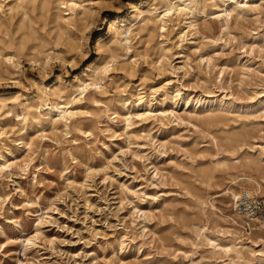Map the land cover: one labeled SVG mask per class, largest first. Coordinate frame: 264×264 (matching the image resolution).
<instances>
[{
  "label": "rangeland",
  "instance_id": "rangeland-1",
  "mask_svg": "<svg viewBox=\"0 0 264 264\" xmlns=\"http://www.w3.org/2000/svg\"><path fill=\"white\" fill-rule=\"evenodd\" d=\"M62 1L80 6L71 16ZM162 3L0 0V264H264V242H250L259 223L235 214L231 194L240 177H264V112L226 109L264 91L257 53L250 72L233 61L263 29L264 3L261 27L203 12L192 27L181 12L135 28L130 47L110 39V18L134 6L156 18ZM111 49L104 85L74 102V76ZM53 82L70 120L34 107ZM208 109L216 121H202ZM229 239H242L241 256L221 248Z\"/></svg>",
  "mask_w": 264,
  "mask_h": 264
},
{
  "label": "bare ground",
  "instance_id": "bare-ground-1",
  "mask_svg": "<svg viewBox=\"0 0 264 264\" xmlns=\"http://www.w3.org/2000/svg\"><path fill=\"white\" fill-rule=\"evenodd\" d=\"M162 1H163V3L161 5V7H159V8H161V10L157 14L158 17H156V18L154 16H152V17L146 16L144 14L145 10H142L140 7H137V6H134L132 8V11H131L132 13H129L128 15H126L124 17H112V18H110L108 20V31L111 34L110 39L112 41L113 40L114 41L119 40L121 43H124L125 45H127V47H130V35L133 34V31H135L134 30L135 28L144 29V28H148L150 23H158V22L164 23L166 21V19L169 18L174 13H181V12L182 13L184 12L186 14H191L192 19L189 22V26H192V27L195 26L197 13H200V12H203L206 15H214L216 18H220L223 21V26H224L223 28L228 27L230 21L234 20L237 22L238 20L243 19L244 16L247 14L251 15V17L256 22H258L259 27L262 26V24L259 22L258 13L260 12V8L263 7L262 4L264 3V0H162ZM62 3L63 4L66 3V6H68L67 9L70 10L68 12L69 15L72 16L74 13H76L75 7H76V5H79V4H77L74 1H70L69 3L67 1L66 2L62 1L61 4ZM81 13H82L81 18L84 19V14H85L84 5H83V9H82ZM163 23H162V25H160V28L162 30H164V27H165ZM250 35H251L252 40L250 39L249 47L246 50L247 51L246 55L245 56L238 55V56L233 58V61L235 63L239 62L240 68L242 70H245L246 72L251 71V69H252L251 67L255 63L253 61V59H255L256 53L258 54L257 56L262 61L260 63L264 64V27H263V29H261V31L253 29V31L250 33ZM96 43H97L98 50L103 52V49H100L101 44L104 43L102 34L97 37ZM167 53H168V49H163V51L161 52V55L159 57V61L161 64L168 62L169 56ZM114 59H115L114 51H113V49H111V52L109 53V55H107V59L104 61L103 64H100V62H98L95 58V59L91 60L85 67H83V69L78 74H76L74 76V81L77 84L75 92H77V94H78L77 97H75L73 99L74 102H75V100L82 99L83 97H81V96L90 87L101 88L104 85V84L100 83L99 78L101 80L104 79V75L106 76L105 73L108 70V62L111 60L113 61ZM260 73L263 74L264 71H260ZM85 75L90 77L89 81L83 80V76H85ZM59 79L60 78L58 77V80ZM55 85H56L55 82H53L52 84H50L48 86V88H45L42 91V93H41L42 97H43L42 99H44V100H42L41 102L38 101V103H36L34 105V107L35 108L38 107L39 109H46L47 113L54 112L55 115H57L58 117H61V118H64L65 120H67L75 114V111L70 108L71 107L70 100L66 101L63 105H61L60 102L55 100L56 98H60L62 96V93H63L62 90L60 88L56 87ZM50 95H52L54 99H50ZM0 97L2 98V95H0ZM1 98H0V101H1ZM139 98H140L139 102H141V96ZM243 98H245V97H243ZM243 98L239 97L237 99H233V101H231V102H228L226 105L227 111H232L231 109L233 107H241V108L243 107V113H241V115L245 116V117L257 116L255 114H253L256 111H258V112L263 111L264 112V91L256 92L254 96H250V101L244 100ZM121 99L123 100L124 104L126 102V105L130 103L128 97H123ZM213 103L214 102L209 101L208 106L212 105ZM224 104L225 103H223V102L217 103V105H221V106H224ZM235 111H239V109L235 110ZM202 112H203V110H202ZM30 113H31V108L29 106H27L25 108V111L22 113V116H21L22 120H25V121L28 120L29 119L28 115ZM216 113L217 112L215 110L208 109L207 112L204 114L202 121L207 122V123L216 121L219 118V116L217 115L218 113L217 114ZM142 114H138V115H142ZM130 116H131L130 114H127L124 117L127 121V123H126L127 126L130 124ZM32 117L34 118V116H32ZM64 119H62V121ZM115 124H116V122H115ZM66 132H67V130H66ZM228 139L232 140L233 138L228 137ZM234 140L236 141V139H234ZM232 143H233V140H232ZM251 155L252 154H250V156ZM255 159H257L256 162L258 161L257 164H259V161L264 162V149L262 151H260L257 154V156H255ZM252 160H254V158ZM245 161H246V159H245ZM247 162H249V161H247ZM3 164H5V163H3ZM254 164L256 165L255 162H254ZM230 165H232V164H230ZM6 166L8 167V165H5V167ZM212 177L213 176L210 175L209 178L211 179ZM235 183H237L241 187V189L240 190L239 189L238 190H235V189L231 190L232 199H235L241 191H247L249 194H250V192H254L256 194L261 193L259 197L260 198L264 197V191H262V189H261V187L264 183V177L259 180V179H256L252 174H250V176L240 177L239 180L235 181ZM243 185H246V186H243ZM250 195L258 197L255 194H250ZM209 204H210V206L214 207V204L211 200L209 201ZM235 214L238 215L240 218H244L242 215L238 214L237 212H235ZM255 230H258V231L253 233V235L250 238V242L256 243L258 240L264 242V222H260L259 225L255 227ZM225 232L226 233L230 232V230H226ZM240 232L241 231H239L237 228L235 229V233L238 235V237L242 236V235H240ZM255 238H257V239H255ZM241 240L236 241L235 239H229L227 243L222 244L221 248L226 253L230 254V252H231V254L233 253L237 256H241L243 253L242 246H238V244L241 242ZM260 253L264 255V251H260Z\"/></svg>",
  "mask_w": 264,
  "mask_h": 264
},
{
  "label": "built area",
  "instance_id": "built-area-1",
  "mask_svg": "<svg viewBox=\"0 0 264 264\" xmlns=\"http://www.w3.org/2000/svg\"><path fill=\"white\" fill-rule=\"evenodd\" d=\"M233 209L252 223L264 222V199L241 191L233 201Z\"/></svg>",
  "mask_w": 264,
  "mask_h": 264
},
{
  "label": "snow or ice",
  "instance_id": "snow-or-ice-1",
  "mask_svg": "<svg viewBox=\"0 0 264 264\" xmlns=\"http://www.w3.org/2000/svg\"><path fill=\"white\" fill-rule=\"evenodd\" d=\"M132 2L134 3V2H135V0H132Z\"/></svg>",
  "mask_w": 264,
  "mask_h": 264
}]
</instances>
